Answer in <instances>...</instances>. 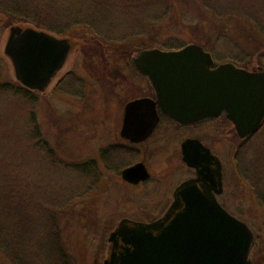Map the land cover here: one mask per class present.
<instances>
[{
    "label": "rangeland",
    "instance_id": "obj_1",
    "mask_svg": "<svg viewBox=\"0 0 264 264\" xmlns=\"http://www.w3.org/2000/svg\"><path fill=\"white\" fill-rule=\"evenodd\" d=\"M172 2L176 3V10L160 25L159 38H171L184 46L200 44L217 63H235L228 59L233 56L244 60V67H240L264 69V0H210L219 10L226 11L224 20L206 7L205 0ZM10 27L5 21L0 22V185L8 186L9 180L18 179L15 182L25 200L24 214L19 218L24 220L22 234L18 241L9 234L7 243L18 248L27 263L58 264L48 253L52 240L54 248L59 246L67 255L69 264H104L110 253V234L120 220L146 218L150 207L138 204L165 196L170 183L184 172L174 151L172 159L168 155L156 156L151 169L162 178L161 182L135 190L122 182L119 169L113 164L118 162V155L128 161L133 154L116 151L117 156L109 160L102 156L104 149L121 141L126 102L152 92L148 80L132 63L140 50L130 42L112 46L111 42L91 41L98 37L86 28H76L62 36L55 34L71 41L69 58L44 92L34 91V95L27 96L20 90L23 85L5 54ZM142 43L147 48L161 49L147 38ZM208 125L200 130L205 139L213 132ZM212 125L217 129L212 138L218 135L214 147L225 165L222 203L253 231L255 242L249 257L253 264H264V202L247 185L236 160L240 151L241 160L251 165L253 175L264 186V130L244 146L227 120L220 118ZM176 137L175 132L167 141L174 144ZM90 160L96 162V170L93 168L97 176L93 168L92 172H82L71 165ZM172 164L178 170L168 178L166 172ZM93 182L96 184L88 191L86 187ZM73 189L88 192L71 202L66 214H59L53 202ZM46 211L55 213L60 220L61 234L48 233L51 217ZM8 218L11 228L18 218L12 212ZM0 264H14L1 249Z\"/></svg>",
    "mask_w": 264,
    "mask_h": 264
},
{
    "label": "water",
    "instance_id": "obj_2",
    "mask_svg": "<svg viewBox=\"0 0 264 264\" xmlns=\"http://www.w3.org/2000/svg\"><path fill=\"white\" fill-rule=\"evenodd\" d=\"M0 21L2 19L0 18ZM68 38L34 27L13 25L5 46L16 79L44 92L64 67L72 50ZM148 77L156 99H135L125 106L122 135L133 142L149 138L161 113L182 124L225 116L241 139L264 124V69L251 71L233 62L216 65L211 52L192 43L178 50L146 48L132 58ZM183 159L198 177L181 184L173 205L159 220L123 219L111 232L104 264H253L254 233L228 212L212 190L223 191V164L201 142L183 143ZM216 159L214 169L208 162ZM139 163L123 173L138 181L147 176Z\"/></svg>",
    "mask_w": 264,
    "mask_h": 264
},
{
    "label": "trees",
    "instance_id": "obj_3",
    "mask_svg": "<svg viewBox=\"0 0 264 264\" xmlns=\"http://www.w3.org/2000/svg\"><path fill=\"white\" fill-rule=\"evenodd\" d=\"M205 1L206 7L213 10L216 17L224 18L223 16L226 15L224 14L225 10H219L210 0ZM175 5L176 3L172 2V0H0V18L9 26H32L59 36L69 34L76 28H86L98 37L97 39L92 38L91 41L111 42L109 45L111 44L112 46L130 42L135 46L137 45L136 47L141 50L148 47L142 43L147 38L153 46H160L164 50H177L184 45L171 38H159L162 35L159 27L171 16L170 12L176 10ZM227 11L229 10L227 9ZM114 24L115 28L112 27ZM228 59L239 66H243L244 60L240 57L232 56L228 57ZM9 85L8 83L6 86ZM12 87H14V84H12ZM20 87V90L27 96L34 95V91L21 85ZM263 130L264 127L261 131ZM257 135L244 141L242 145L245 146ZM244 146H241L239 150L242 151ZM102 156L105 158L104 151ZM241 158V152L239 151L236 155V160L240 174L256 197L261 202H264L263 181L258 180L253 175L251 165L242 161ZM94 164L96 162L90 160L71 165L76 170L92 172L91 168H95ZM95 170L94 172L96 173ZM95 176H97V173ZM15 181H18V179L9 180L8 186L0 185V249L7 257L12 259L14 264H32L31 262L27 263V257H24L18 248L13 245L10 247V244L7 243L9 234H13L12 236L17 241L19 240V234H22V222H24L23 219L20 220L19 218L24 214L22 205L25 195ZM10 182H13V185ZM95 184L96 182H93L86 187L88 191L93 189ZM87 192L73 189L59 196L60 199L57 202L55 201L56 203L52 202L57 205L59 214H66L67 208L72 204L71 202L84 197ZM26 203H29V201L26 200ZM10 212H12L14 218H18L16 221L13 220L11 228L8 223ZM46 213L51 217L49 219L51 228L48 233L61 234L60 220L55 213L51 211H46ZM55 240L58 241V239ZM50 245L52 248L48 252L49 256L58 264H69L66 258L67 255L62 252L58 244L56 245L58 247L54 248L51 240Z\"/></svg>",
    "mask_w": 264,
    "mask_h": 264
},
{
    "label": "flooded vegetation",
    "instance_id": "obj_4",
    "mask_svg": "<svg viewBox=\"0 0 264 264\" xmlns=\"http://www.w3.org/2000/svg\"><path fill=\"white\" fill-rule=\"evenodd\" d=\"M138 73L141 74L140 72H138ZM141 75H143V74H141ZM143 77L146 78L148 80V82L150 83V87H151V91H152L151 94L138 95V96L128 100L126 102V104L135 100V99H140V98L156 99L155 91L151 85L150 80L145 75H143ZM126 104L124 105V108L122 110V124H121V129H120L121 141L116 143L114 146H110V147L104 149V155H105L104 159H108V160L110 159L111 156H117L116 151L117 152H129V153L133 154V157L128 161H122L118 155V159H116V160H118V162L113 163L116 165V168L119 169L122 182L128 184L130 187H133L135 190H139L141 188H144V186L148 187L151 185V183L152 184H159L161 182L162 178L158 177V175L155 174V172L151 169V167H153L151 162L156 156L158 157L160 155H168L167 157L172 159L173 158L172 157L173 151L176 154V159L182 163V166L184 168V172H182V176L180 175V177L177 179V181L170 183V188L167 190V192H165L166 193L165 196L160 197V198H159V196H155L156 198L151 197L149 202L143 203V204H138V206L150 207L146 210V212H147L146 218L135 220V219H132L129 217H124L120 220V222L123 219H127V220L135 221V222L150 223V222H154V221L161 219L166 214L168 209L173 205L175 198H176V193H177L178 187L181 184H183L184 182L189 181L191 179H196L198 177L197 169L189 166L183 159V143L189 139H193V140H197V141L201 142L204 146H206L208 149H210L212 155L220 158V160L222 161V164H223V191H222V193H217L215 190H212V191H213L215 197L217 198V200L225 207V205L222 203V200H221V197L225 193V165H224L223 159L220 157V155L217 153V151L214 147V145H216V143H218V135L215 136L216 140L212 138V134L214 135V133H217V129L214 128L212 124L214 121H217L220 118H223V119L227 120L228 122H230V124H232L233 129L236 132L234 124L230 120H228L225 116H220V117H217L215 119L197 122V123H193V124H182V123H179V122L171 119L167 115H164L163 113H161L160 109L158 108V112L160 115V121H159V124L157 125L155 131L153 132V134L144 141L133 142L130 139L125 138L121 133L123 121H124ZM208 124H210V127L213 128V132L210 134V137L208 139L207 138L205 139L200 134V130L204 126H209ZM263 127H264V124L262 125V127L260 128L259 131H257L254 135L244 139L243 141L249 140L253 136L257 135L259 132H261ZM175 132L177 135L176 142H174V144H172V140L167 141V139L169 138V136H171ZM147 159H148V161H147ZM139 163L144 164V166L146 168L145 173H147V176L144 178L138 179V181H129V180L125 179L123 176L124 171L126 169L134 166V165L139 164ZM215 163H216V159H212L208 162V166L211 167V169H214L216 166ZM172 165H173V167L168 166V171L166 172V177H168V178H171L173 176V174H175V172L178 170L175 168L174 164H172ZM163 175H165V174H163ZM132 206H136V205L132 204ZM164 207H165V209L162 210V208H164ZM160 211H161V214H158V213H160ZM156 214H158V215H156ZM153 215H155V216L151 217Z\"/></svg>",
    "mask_w": 264,
    "mask_h": 264
}]
</instances>
